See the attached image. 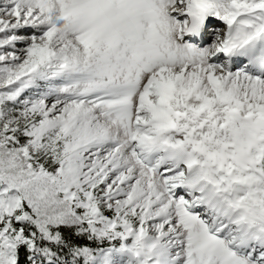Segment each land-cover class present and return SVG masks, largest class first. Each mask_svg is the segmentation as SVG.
<instances>
[{"label":"snow or ice","instance_id":"obj_1","mask_svg":"<svg viewBox=\"0 0 264 264\" xmlns=\"http://www.w3.org/2000/svg\"><path fill=\"white\" fill-rule=\"evenodd\" d=\"M0 264H264V0H0Z\"/></svg>","mask_w":264,"mask_h":264}]
</instances>
